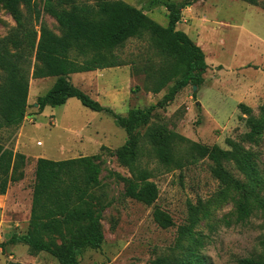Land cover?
<instances>
[{"label":"rangeland","instance_id":"374dc122","mask_svg":"<svg viewBox=\"0 0 264 264\" xmlns=\"http://www.w3.org/2000/svg\"><path fill=\"white\" fill-rule=\"evenodd\" d=\"M95 1L34 0L37 21L23 7L19 10L35 30L43 26L61 36L64 30L56 17L74 4L93 5ZM121 1L143 10L160 26L167 25L165 9L147 10L150 0ZM171 1H190L191 5L182 10L176 30L184 32L201 49L207 69L201 86L193 90L188 85L173 102L157 108L150 125L165 126L200 145L230 150L228 140L240 142L250 132L247 116L238 105L250 108L251 115L262 122L263 131L242 143V147L251 154L260 177L257 193L261 205L244 222L237 223L240 195L213 177L212 163L203 159L186 163L181 169L161 165L145 128L138 133L135 166L156 185L158 198L146 206L125 196L133 177L113 155L127 140L124 130L115 125L110 115L92 112L74 98L38 114L36 100L50 90L55 78H30L22 123L18 127H0V144L24 158L11 174L5 194L0 195V244H5L0 249V264H58L47 253L32 254L23 244L6 242L12 234L22 235L27 230L36 160L86 156H98L100 186L92 193L100 205L109 206L102 213V247L83 250L79 264H237L240 259L264 257V0H259L257 6L240 0ZM17 29L10 12L0 9V41L8 42ZM15 50L8 43V51L14 54ZM119 56L127 66L74 74L69 81L101 106L125 117L131 109L155 105L173 81L158 94L143 89V66L161 63L146 35L128 41ZM3 78L0 71V84ZM225 169L235 180L247 183L232 163L225 164ZM156 208L168 215L172 222L169 228L162 229L155 223Z\"/></svg>","mask_w":264,"mask_h":264},{"label":"trees","instance_id":"16d2710c","mask_svg":"<svg viewBox=\"0 0 264 264\" xmlns=\"http://www.w3.org/2000/svg\"><path fill=\"white\" fill-rule=\"evenodd\" d=\"M240 1L257 6L259 0ZM190 5V1L150 0L147 10L161 7L167 13V25L162 27L143 10L121 0H96L93 5L74 4L69 11L56 17L64 30L61 36H57L43 26L35 30L30 22L24 20L19 7L38 20L34 0H0V9L10 12L18 28L8 42L0 41V71L4 75L0 84V127H18L22 123L28 107L30 78H55L50 90L37 98V113L41 114L46 107L62 106L74 98L92 112L110 115L127 136L125 144L113 152L133 177L125 196L146 206L152 205L158 198L156 185L148 181L147 173L135 166L139 151L138 133L145 128L155 158L167 168L181 169L186 163L195 164L208 159L212 163L213 177L224 188L240 195L236 204V222H244L252 210L261 205L257 193L260 177L251 154L242 147V143L251 141L263 131L262 122L251 115L250 108L238 105L247 116L250 132L241 139V143L228 140L230 150L216 145H200L165 126L150 125L157 108H164L173 102L188 85L199 87L203 83L202 75L207 69L203 52L184 32L176 30L182 10ZM261 8L264 10V2ZM145 35L161 58V63L143 66V89L158 94L173 81L155 105L131 109L122 117L70 83L69 77L74 74L127 66L119 52L128 41ZM8 43L16 49L14 54L8 51ZM182 145L185 147L180 151ZM23 163L22 155L14 154L0 144V195L5 194L12 180L11 174ZM227 163H232L246 178V184L230 176L225 169ZM100 173L98 156L63 161L38 158L27 230L22 235L12 234L6 243L23 244L32 254L47 253L58 264H79L83 250H99L104 241L102 213L109 206V203L100 205L99 199L92 193L100 186ZM153 219L162 229L172 225L168 215L157 208ZM261 245L264 246V240ZM4 247L5 244H0V249ZM237 264H264V257L258 260L240 259Z\"/></svg>","mask_w":264,"mask_h":264},{"label":"water","instance_id":"95a60500","mask_svg":"<svg viewBox=\"0 0 264 264\" xmlns=\"http://www.w3.org/2000/svg\"><path fill=\"white\" fill-rule=\"evenodd\" d=\"M196 89V87L195 86H193V90H195ZM37 106V105H36Z\"/></svg>","mask_w":264,"mask_h":264}]
</instances>
